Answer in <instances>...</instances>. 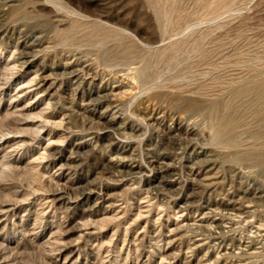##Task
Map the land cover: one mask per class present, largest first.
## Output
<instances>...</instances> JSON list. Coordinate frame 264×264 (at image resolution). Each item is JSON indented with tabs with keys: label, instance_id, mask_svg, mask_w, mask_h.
<instances>
[{
	"label": "rangeland",
	"instance_id": "1",
	"mask_svg": "<svg viewBox=\"0 0 264 264\" xmlns=\"http://www.w3.org/2000/svg\"><path fill=\"white\" fill-rule=\"evenodd\" d=\"M263 81L264 0H0V264H264Z\"/></svg>",
	"mask_w": 264,
	"mask_h": 264
},
{
	"label": "bare ground",
	"instance_id": "2",
	"mask_svg": "<svg viewBox=\"0 0 264 264\" xmlns=\"http://www.w3.org/2000/svg\"><path fill=\"white\" fill-rule=\"evenodd\" d=\"M219 3V2H218ZM217 5V4H216ZM219 6V5H218ZM220 7H221V5H220ZM17 12V11H16ZM109 34V33H108ZM117 34H120V33H116V36L115 37H117ZM123 34V33H122ZM69 35V34H68ZM98 35V34H97ZM126 35V34H125ZM124 35V36H125ZM121 36H123V35H121ZM112 37H114V36H112ZM106 38H108V37H106ZM118 38V37H117ZM116 38V39H117ZM97 39V38H96ZM113 39H115V38H113ZM119 39H120V37H119ZM95 41V40H94ZM116 41V40H115ZM94 43V42H93ZM103 43H105V41H103ZM107 43V42H106ZM124 45V44H123ZM97 46V45H96ZM115 47V46H114ZM122 47V46H121ZM107 48V47H106ZM151 48V47H150ZM112 50V49H111ZM117 50V49H116ZM116 50H115V52H116ZM122 50V49H121ZM120 50V51H121ZM140 50V49H139ZM142 50V49H141ZM114 52V51H113ZM105 53V52H104ZM136 53V52H135ZM106 54H108V52L107 53H105V55ZM110 54V53H109ZM137 54H138V52H137ZM117 55V54H116ZM123 55V54H122ZM143 55V54H142ZM121 56V55H120ZM105 57H108V56H105ZM131 57V56H130ZM145 57V56H144ZM134 58V57H133ZM140 59H141V57H139ZM101 59H103V60H105L104 58H102L101 57ZM137 59V58H136ZM143 59H145V58H143ZM107 60H109V59H107ZM119 61V60H118ZM118 61H116V62H118ZM120 61H121V59H120ZM119 61V62H120ZM140 61V60H139ZM143 61V60H142ZM114 62V61H113ZM105 63H106V60H105ZM121 63V62H120ZM137 63V62H136ZM141 62H139V64H140ZM106 64H108V63H106ZM124 64V63H123ZM139 64H137V65H139ZM142 65H143V63H141ZM140 64V65H141ZM109 65H110V63H109ZM114 65V64H113ZM122 65V64H121ZM129 66V65H128ZM131 66V65H130ZM143 66H145V64L143 65ZM139 67V66H138ZM128 68H130V67H128ZM143 68V67H142ZM145 69H147L146 68V66L144 67ZM139 69V68H138ZM122 70V69H121ZM144 71V70H143ZM145 72V71H144ZM257 72V71H256ZM260 72V70H258V73ZM140 73V72H139ZM247 73V72H246ZM143 74V73H142ZM147 76H148V74H146ZM255 75V74H254ZM258 75V74H257ZM262 75V74H261ZM147 76H146V78H147ZM260 76V75H259ZM139 77H140V75H139ZM144 77V76H143ZM254 77V76H253ZM252 77V78H253ZM256 77V76H255ZM258 77V76H257ZM247 78V77H246ZM140 79V78H139ZM243 79V78H242ZM251 79V78H250ZM249 79V80H250ZM237 80V79H236ZM246 80V79H245ZM254 79H252V81H253ZM261 80V79H260ZM145 80L143 79V82H144ZM147 81V80H146ZM227 81V80H226ZM232 81V80H231ZM240 81V80H239ZM242 81L243 80H241V82L239 83V84H241L242 83ZM248 80H246V82H247ZM250 82V81H249ZM248 82V83H249ZM254 82V81H253ZM236 84V83H235ZM250 84V83H249ZM252 84V83H251ZM225 85H227L226 83H225ZM231 85V84H230ZM237 85V84H236ZM240 86V85H239ZM238 86V87H239ZM246 86V85H245ZM232 87L233 88H231V90L232 89H234V85H232ZM242 87V86H241ZM244 87V86H243ZM225 88V87H224ZM227 88H229V86H227ZM227 88H226V90H227ZM240 88V87H239ZM236 89H237V87H236ZM211 90V89H210ZM230 91V90H229ZM238 91V90H237ZM230 92H232V91H230ZM245 92H247V95L249 94V93H255L256 94V96H257V98H262V99H264V81L263 82H257V83H254V84H252L247 90H245V91H242V92H240V93H238V95L237 96H241L242 94H244ZM211 93V92H210ZM215 93V92H214ZM233 93V92H232ZM236 93V92H235ZM212 94V93H211ZM223 95V94H222ZM219 96V95H218ZM249 97V96H248ZM251 97V96H250ZM218 98H220V97H218ZM252 98V97H251ZM208 99V98H207ZM212 99V98H211ZM224 99V98H223ZM237 99V98H236ZM235 99V100H236ZM218 100V99H217ZM257 100V99H256ZM255 100V101H256ZM209 101V100H208ZM257 101H259V100H257ZM196 102V101H195ZM212 102V101H211ZM224 102V101H223ZM233 102V101H232ZM197 103V102H196ZM217 103V102H216ZM260 103V102H259ZM254 104V103H253ZM262 104H263V102H262ZM196 106V105H195ZM200 106V105H199ZM212 106H214L215 107V104H213ZM221 106V105H220ZM259 106V105H258ZM218 107V106H217ZM256 107H257V105H256ZM255 107V108H256ZM263 108V107H262ZM199 109H201V108H199ZM205 109H206V107H205ZM208 109V108H207ZM219 109V108H218ZM260 109V108H259ZM203 110V109H202ZM200 111V110H199ZM209 111H211V110H209ZM258 111V110H257ZM223 112V111H222ZM216 114V113H215ZM262 115V114H261ZM248 116V115H247ZM260 117V116H259ZM213 118V117H212ZM226 119V118H225ZM217 123H218V121H217ZM224 124V123H223ZM235 124V123H234ZM230 125V124H229ZM229 125H224V126H226L225 128H227L228 127V130H230L231 131V126H229ZM233 125V124H232ZM244 126V125H243ZM224 128V127H223ZM225 128H224V130H225ZM222 130V129H221ZM217 131V133H215L214 134V144H216L215 143V141L217 142V141H219V138H220V136L218 135L219 134V132H222V131ZM223 130V131H224ZM240 130V129H239ZM227 131V130H226ZM236 131H237V129H236ZM229 132V131H228ZM245 132V131H244ZM232 133H234V132H232ZM261 133V132H260ZM229 135V134H228ZM261 135V134H260ZM226 137V136H225ZM255 137V136H254ZM257 139L258 140H263L264 141V135L262 134V136L261 137H258V138H256V141H257ZM221 140V139H220ZM223 140V139H222ZM254 140V139H253ZM253 140H251L250 139V141H253ZM224 141V140H223ZM220 142H222V141H220ZM220 142H217V143H220ZM225 142V141H224ZM227 142V141H226ZM223 143V142H222ZM229 143V142H228ZM236 143V142H235ZM234 143V144H235ZM242 143H244V142H242ZM246 143V142H245ZM231 144V143H230ZM237 144V143H236ZM247 144V143H246ZM245 144V145H246ZM259 144V143H258ZM223 145H224V143H223ZM249 145V146H248ZM248 145H246V146H248V148L247 149H245V150H243L246 154H247V156L248 155H251V156H253L254 157V159H255V162H256V164H259V165H261V164H263L264 163V155H262L261 153H259L258 151L260 150V149H258V151L256 150V148L258 147L257 145H255V146H257L256 148H254V146L252 147V145H251V147H250V144H248ZM229 146V145H228ZM244 146V145H243ZM260 146H264V142H262L261 144H260ZM239 147V146H238ZM252 148V149H251ZM241 150V149H240ZM264 150V149H263ZM241 152V151H240ZM241 154V153H240ZM243 154V153H242ZM247 156H246V158L245 159H247ZM230 202V201H229ZM227 204V203H226ZM235 206V205H234ZM231 207H233V204H232V206Z\"/></svg>",
	"mask_w": 264,
	"mask_h": 264
}]
</instances>
